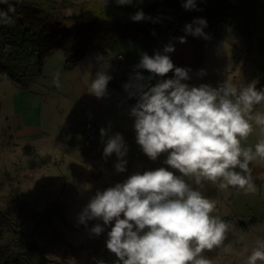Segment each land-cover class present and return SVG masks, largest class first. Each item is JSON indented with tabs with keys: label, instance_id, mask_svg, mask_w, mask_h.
<instances>
[{
	"label": "clouds",
	"instance_id": "1",
	"mask_svg": "<svg viewBox=\"0 0 264 264\" xmlns=\"http://www.w3.org/2000/svg\"><path fill=\"white\" fill-rule=\"evenodd\" d=\"M115 3L131 5L133 0ZM182 7L200 10L197 0H182ZM130 19L139 22L151 17L138 10ZM0 22L10 24L7 14L0 13ZM206 27L205 18H194L185 24L186 35L180 36L179 42L186 43L187 35L209 39ZM174 51L169 42L163 53H144L123 87L129 98H136L129 115L134 118L140 149L153 161L166 153L164 163L175 172L159 167L133 173L114 186L97 190L78 216L84 225L89 220L103 222L90 229L97 236L110 226L105 243L117 258L114 264H212L204 252L223 247L234 225L213 215L216 203L203 194L205 184L222 190L231 187L245 195L257 191L249 165L258 158L264 160V113L254 111L264 104V90L254 83L233 84L228 79L215 88L190 86L186 83L191 79L190 69L175 66L168 55ZM141 69L151 75L145 77ZM170 71L173 77L164 79ZM157 77L160 79L154 85L149 83ZM111 79L102 67L92 78L89 93L97 98L106 96ZM52 82L61 87L59 71ZM254 125L260 129L261 139L254 149L243 147L241 142L253 133ZM100 134L107 136V130L102 128ZM127 152L121 133L108 136L103 157L115 154L117 173L126 171ZM258 262L264 264V240H257L245 260V264Z\"/></svg>",
	"mask_w": 264,
	"mask_h": 264
},
{
	"label": "rangeland",
	"instance_id": "2",
	"mask_svg": "<svg viewBox=\"0 0 264 264\" xmlns=\"http://www.w3.org/2000/svg\"><path fill=\"white\" fill-rule=\"evenodd\" d=\"M183 20L184 17L181 14H177L170 24L159 28L155 37L139 36L136 38H127L124 41L121 40L119 48L125 57H127V60L115 62L113 73L116 76V85L110 83L107 85L110 87L111 92L116 93L117 90V93L129 100V103H131L130 101H136L135 98L128 97V93L123 87L129 81L134 70L133 62L130 65L128 61H132L133 55L164 47L169 42L175 46V51L173 52L174 64L180 62L189 63L194 58H199V64L189 68L191 79L186 81V83L190 86L208 84L215 88L227 79L233 84L240 82L247 84L252 80L253 73L256 69L252 63L250 54L245 51L244 42L236 29L222 22H215L204 29L209 39L187 35L186 43H180L178 38L186 35L183 31L185 26ZM59 55L64 56L61 49L55 50L44 58V66H41L44 74L49 63H55L58 66ZM38 67L40 66L36 63V58H33L29 70L24 75L12 76L7 71L0 69V195L3 197L0 205L8 215L23 224L27 233L34 232V239L44 246L47 258L50 261L42 263L41 257L30 253L27 257L31 264H58L57 262L61 264H97V261L101 259L105 261V264H114L117 258L106 248L105 243L108 238L107 232L110 230V226H105V231L100 234V237H102L101 245L99 246L98 253H94L89 247L90 237L93 235L90 229L96 223L103 224V222L89 220L87 225L78 222L79 214L92 196L82 198L86 202L81 203L80 200H75V192L71 188L73 183L75 185L79 183L81 186L86 181L64 176L66 179L64 180L66 182V188L63 194L57 197L58 204L54 205L56 201L55 195L60 192L59 189L56 191H45L38 188V182L41 179L46 178L48 175L52 176V173L48 171L49 169L43 168L44 166H39L38 168L29 166L31 156L28 157V155H25L20 148H8L9 144L6 141L4 127L6 128V124L8 123L6 110L9 109V101L12 94H16L17 89L22 87L23 84H26L31 77L37 78L38 80L42 79L43 82H48L50 86L54 85L52 79H49L47 76L44 77V74H38ZM60 68H63V65ZM200 70H204L205 74L199 75ZM62 73L72 76V73H66V71L60 69V74ZM173 75H166L164 79L172 78ZM158 79L160 78L157 77L155 78V82L149 83L155 84ZM106 100L110 102L119 100L121 103L125 102L128 104L124 99H114L112 94ZM254 111L264 113V104L257 105ZM132 119L134 121L133 117ZM130 125L133 127V124L128 121L127 126L129 127ZM133 134L136 141L135 131ZM111 135H113L111 128L107 130V136L103 138L98 133L96 143L92 149L81 145L86 159L89 162L92 161L89 167L90 169L96 171L97 168H101V161H93L91 158L99 154L100 138L106 141L108 136ZM260 139V129L254 125L253 133L246 141H242L241 143L243 147L251 146L254 149V145ZM127 147L132 157L136 155L141 156V153L136 151L137 148L134 144L127 145ZM166 156L167 154L165 153L155 161L151 160L152 164L155 163L156 165H148L147 169L154 170L159 167H166L175 172V170L164 163ZM114 157H109L111 167L101 170L102 174L107 178L106 184H108V187L114 186V183L122 182L130 176L127 174L128 165L131 162L135 163L134 160L127 156L125 158L127 160L126 171L117 173L112 168L115 164L113 161L115 159L117 160V157ZM49 166L50 164L46 165V167ZM68 166L67 164L59 166L62 172H64V175L70 173L66 172L68 169L70 170ZM85 166L83 164L81 166L82 169ZM249 167L252 170V180L257 189L254 194L245 195L242 191L238 192L231 187L222 190L216 185L208 183L202 189L203 194L216 203V210L213 215H219L222 219H226V216L231 215L234 219V228L225 240L224 246L213 251H206L203 254L212 261V264L245 263L247 256L251 254L252 249L255 247L252 245L255 239L254 236H264V160L258 158L256 161L250 162ZM88 173L90 172L88 171ZM176 174L179 175L178 172ZM77 175L79 176L81 174ZM103 181L102 179L98 182L101 183ZM11 187H13V190L15 188L20 190V200L33 210L43 211L46 207H52V211L44 217L45 220L38 228L35 229L34 227L35 219L38 217L41 218L43 214L33 216L32 211H28V208L24 207L25 205H19L17 203L10 205L6 203L11 201L8 196L10 191H12ZM78 199H81V197ZM241 221H245L246 224L241 225ZM251 223H254V225H251ZM248 225H250L249 228ZM12 234L8 230L9 238H11ZM19 244L21 245L19 248L23 249L24 245L20 242ZM227 247H231L232 251L225 252L224 248Z\"/></svg>",
	"mask_w": 264,
	"mask_h": 264
},
{
	"label": "trees",
	"instance_id": "3",
	"mask_svg": "<svg viewBox=\"0 0 264 264\" xmlns=\"http://www.w3.org/2000/svg\"><path fill=\"white\" fill-rule=\"evenodd\" d=\"M197 7L200 10H185L182 0H133L131 5L124 6L117 5L115 0H108L106 4L103 0H0V13L10 19V24L0 22V69L12 76L24 75L33 58L40 65L47 54L61 49L67 66L75 65L87 53L102 57L101 68L112 77L109 83L116 85L113 67L120 41L139 36L155 37L160 27L181 14L185 24L203 17L207 26L222 22L236 29L256 69L249 83L264 90V0H197ZM138 10L151 19L132 21L130 17ZM198 63L199 58H194L189 63L174 65L189 69ZM171 74L174 72L167 75ZM24 149L30 152V145H25ZM11 188L8 196L12 202L6 203L25 205L19 198L20 190ZM1 199L0 195V202ZM27 208L33 216L43 214L35 219V229L52 211V207L43 211ZM224 220L234 224L231 215ZM244 224L245 221H241V225ZM8 230L13 233L11 238ZM101 238L91 235L92 252L98 253ZM19 242L24 245L23 249L19 248ZM30 253L41 257L42 263L50 261L44 246L34 239V232L27 233L23 224L0 205V264H31L27 257Z\"/></svg>",
	"mask_w": 264,
	"mask_h": 264
},
{
	"label": "crops",
	"instance_id": "4",
	"mask_svg": "<svg viewBox=\"0 0 264 264\" xmlns=\"http://www.w3.org/2000/svg\"><path fill=\"white\" fill-rule=\"evenodd\" d=\"M163 48L160 47L151 49L148 52L138 53L137 55H133L132 61L128 62L130 65L133 62L135 66L144 53L150 56L154 55L157 51L163 53ZM118 55H121L122 58L119 59ZM168 55L174 62L173 52L168 53ZM98 57L100 56L87 53L75 65L67 66L64 56L59 55L58 66L55 63H49L45 74L41 70V66H44L45 63L43 58L42 63L39 65L40 67L37 68L39 75L44 74V77L47 76L53 80L54 73L57 71L60 73V69H63L66 73H72V76L60 74L61 87L59 88L55 85L50 86L48 82H43L42 79L38 80L31 77L26 84L17 89L16 94H12L9 101V109L6 110L8 123L6 124V128L4 127V131L6 141L9 144L8 148H20L25 155L31 156L29 166L33 168L44 166L43 168L49 169L48 171L52 173V176L48 175L46 178L41 179L38 182V188L45 191H56L59 189L60 192L55 195L56 201L54 200V205L58 204L57 197L62 195L66 188L64 176L86 181L81 186L79 183L78 185L73 183L71 188L75 192H73L75 200H80L81 203L86 202L82 198L94 196L97 190H104L108 187V184H106L107 178H105V175L101 171L102 169L111 167L110 158L105 159L103 157L105 141L100 138L99 154L91 158L93 161H101V168H97L96 171L89 168L92 161L89 162L86 159L81 148V145L86 146L83 137L84 106L94 110V119L98 126L97 134H100L102 128H106L107 130L111 128L113 134L117 132L121 133L124 140L127 141L126 144L129 146L130 144H134L137 148L136 151L141 153L140 157L138 155L132 157L127 152L126 157L128 156L135 161V163L131 162L128 165V175L136 172L143 173L146 170H150L147 169L148 165H156L155 163L152 164L151 159L142 152L140 146L135 141L133 134L135 131L134 127L131 125L127 126L128 121L134 124L132 117L130 118L128 115L130 107L136 101H130L131 103H129V100L117 93V90L116 93L111 92L108 86L107 95L102 98H97L94 94L89 93L92 78H95L96 72L101 70ZM115 58L116 61L127 60L121 49ZM62 65L63 68H60ZM140 71L145 77L151 75L146 70L141 69ZM149 82H155V78ZM110 94H112L114 99H124L128 104L125 102L121 103L119 100H115L114 102L106 100ZM25 145H30V152L24 149ZM112 156L115 158V154ZM114 162H116V159ZM47 164H50V166L46 167ZM63 164H67L70 167V170L66 171L70 172L67 175H64V172L59 168ZM83 164L86 166L82 169L81 166ZM53 166L54 170L52 169ZM112 168L115 170L114 165ZM77 174L81 175L78 176ZM102 179L104 181L99 183L98 181ZM79 197L81 199H78ZM251 225H254V223H251ZM249 227L250 225H248ZM254 237L253 246H256L257 240H264V236L262 235Z\"/></svg>",
	"mask_w": 264,
	"mask_h": 264
},
{
	"label": "built area",
	"instance_id": "5",
	"mask_svg": "<svg viewBox=\"0 0 264 264\" xmlns=\"http://www.w3.org/2000/svg\"><path fill=\"white\" fill-rule=\"evenodd\" d=\"M119 59L122 58L118 55ZM98 126L94 119V110L84 106L83 137L86 147L92 149L97 139Z\"/></svg>",
	"mask_w": 264,
	"mask_h": 264
}]
</instances>
